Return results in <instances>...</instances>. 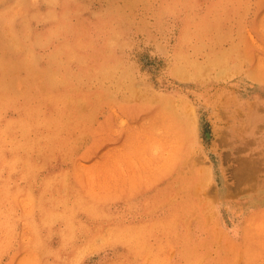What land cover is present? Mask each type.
<instances>
[{
    "label": "rangeland",
    "instance_id": "obj_1",
    "mask_svg": "<svg viewBox=\"0 0 264 264\" xmlns=\"http://www.w3.org/2000/svg\"><path fill=\"white\" fill-rule=\"evenodd\" d=\"M0 264H264V0H0Z\"/></svg>",
    "mask_w": 264,
    "mask_h": 264
}]
</instances>
